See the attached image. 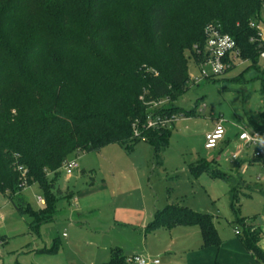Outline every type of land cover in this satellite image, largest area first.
<instances>
[{
  "label": "trees",
  "instance_id": "trees-1",
  "mask_svg": "<svg viewBox=\"0 0 264 264\" xmlns=\"http://www.w3.org/2000/svg\"><path fill=\"white\" fill-rule=\"evenodd\" d=\"M262 12L264 0H0V194L28 231L39 236L41 227L54 222L56 202L66 198L56 180L73 155L112 144L131 149L145 141L154 149L156 165L162 164L168 129H147L160 111L146 112L150 104L164 101L162 112L171 119L195 115L173 102L189 87L187 56L197 65L208 59V26H219L235 41L238 58L250 62L264 95V62H259L264 61V41L250 27L257 26ZM173 23H178L176 31ZM11 86L34 97L10 100L5 93ZM252 129L264 133V121L253 123ZM18 167L25 171L27 186L42 189L45 205L40 211L18 196ZM201 169L234 185L224 172ZM229 197L236 211L232 187ZM236 223L243 248L264 264L257 217ZM160 226H197L202 247L218 245L210 217L184 206L157 211L148 227ZM56 250L54 238L48 251ZM109 258V264H125L117 248Z\"/></svg>",
  "mask_w": 264,
  "mask_h": 264
},
{
  "label": "rangeland",
  "instance_id": "rangeland-1",
  "mask_svg": "<svg viewBox=\"0 0 264 264\" xmlns=\"http://www.w3.org/2000/svg\"><path fill=\"white\" fill-rule=\"evenodd\" d=\"M256 22L264 36V12ZM178 27V23L172 24L173 31ZM192 55L196 58L198 54L193 51ZM187 70L189 87L173 105L195 115L171 119L162 112L164 101L150 104L146 112L160 111L153 119L166 121L168 139L160 166L154 162L152 145L145 141L131 149L112 144L73 155L76 169L68 178L61 172L56 180L66 198L56 202L54 222L41 227L39 236L28 231L24 219L0 194V264H109L110 251L117 247L126 254L125 261L137 253L157 258L160 264H196L198 260V264H207V260L210 264H257L235 233L241 231L238 218L257 217L259 246L264 250V183L256 179L261 168L245 164L244 159L229 164L226 156L237 150L234 138L241 127L251 131L253 123L264 121L261 81L250 62L241 59L230 71L198 84L202 70L211 75L210 66L197 65L187 56ZM5 96L23 102L34 93L11 86ZM218 120L226 133L225 142L207 150L205 137ZM201 165L234 179L236 211L230 205L229 183L199 170ZM18 196L33 211L44 207L36 202V197H43L36 184L25 187ZM168 205L208 215L218 245L202 247L197 226L149 228L156 212ZM54 238L57 250L49 252Z\"/></svg>",
  "mask_w": 264,
  "mask_h": 264
},
{
  "label": "built area",
  "instance_id": "built-area-1",
  "mask_svg": "<svg viewBox=\"0 0 264 264\" xmlns=\"http://www.w3.org/2000/svg\"><path fill=\"white\" fill-rule=\"evenodd\" d=\"M251 28L258 30V38L264 41V36L260 32V28L254 24L250 25ZM206 46L205 50L208 54V59L205 64L210 66L211 75L208 76L202 70L201 78L196 83L205 80L207 78H214L218 75L226 73L232 65L239 59V52L236 47L235 41L228 35L223 34L219 30V26L210 25L205 29ZM252 41V40H251ZM260 58L264 59V51L260 53ZM170 121V120H169ZM168 121V123H169ZM166 121H161L160 118L150 119L147 127L152 128L155 125L165 126ZM240 131L236 135L235 143L238 146L237 150L230 153L226 159L229 163H235L241 159V157L248 154L250 161H256L260 165L261 173L257 176L259 183H264V133L259 131L251 130L247 131L245 128H240ZM225 131L222 127V121L218 120L215 123V127L211 133H208L205 137V149L211 150L216 149L221 141L225 138ZM134 135H138L137 131L134 130ZM76 169V163L74 160H68L64 162L60 168L61 172L70 177L72 172ZM22 179L21 187L24 189L27 187L25 181V171L21 168H17ZM50 175V173H47ZM36 202L42 206L45 205L43 197H36ZM238 235V231L235 233ZM126 264H159L157 259H151L141 254H134L125 261Z\"/></svg>",
  "mask_w": 264,
  "mask_h": 264
},
{
  "label": "crops",
  "instance_id": "crops-1",
  "mask_svg": "<svg viewBox=\"0 0 264 264\" xmlns=\"http://www.w3.org/2000/svg\"><path fill=\"white\" fill-rule=\"evenodd\" d=\"M211 132H212V131H211ZM211 132H209V133H211ZM223 142H225V138H224V140L221 141L219 144H221V143H223ZM226 142H228V141H226ZM242 159H244V162H245V164H247V165L256 164L255 162L253 163L252 161H250V159L248 158V154H246L245 156L241 157V159L239 160V162H241ZM226 160H227V159H226ZM227 162H228V160H227ZM228 163H229V162H228ZM229 164H234V163H229ZM224 173H226V172H224ZM226 174H228V173H226ZM142 204H143V203H142ZM168 206H169V205H168ZM143 207H144V206H143ZM188 209H190V208H188ZM190 210H191V209H190ZM191 211H192V210H191ZM259 226H260V224H259ZM117 249L120 250V254H121L123 257H126V254H124L122 248L117 247ZM134 254H137V253H133L132 255H134ZM190 255H192V256H196V253L191 252ZM153 259H157V258H153ZM157 260H158V259H157ZM158 261H159V260H158ZM198 261H199V260H198ZM198 261H197L196 264H198ZM216 262H218V261H216ZM218 263H220V262H218ZM159 264H160V263H159ZM186 264H191V262H187ZM207 264H210L209 260H207ZM222 264H223V263H222Z\"/></svg>",
  "mask_w": 264,
  "mask_h": 264
}]
</instances>
